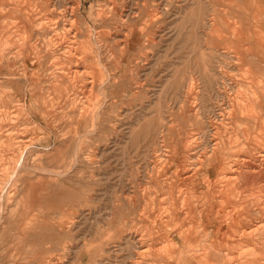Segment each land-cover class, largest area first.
<instances>
[{"label":"bare ground","instance_id":"bare-ground-1","mask_svg":"<svg viewBox=\"0 0 264 264\" xmlns=\"http://www.w3.org/2000/svg\"><path fill=\"white\" fill-rule=\"evenodd\" d=\"M109 1L112 7L107 10L104 5L90 4L91 24L82 13L83 0H0V248H11L13 237L30 239L32 260L26 264H64L62 259L70 253L71 246L64 240L74 231L63 216L77 213L85 198L77 190L79 184L64 188V183L75 177L67 174V168L91 160L99 120L104 115L107 121L111 119L107 113L110 110L106 111L112 108L106 91L121 87L115 80L111 82L113 71L119 68L112 70L104 64L110 54L103 41L108 43L116 37L106 30L100 32L97 21L102 27H113L115 22V29L120 22L127 26L122 45L128 51L140 48L144 41L153 42L145 37L143 25L148 18L151 25L160 21L162 15L149 10L144 0L128 9L123 7L129 0ZM227 1L231 8L234 1L241 2L242 10L233 14L209 9L207 0L180 1L185 7L180 11L183 27L175 32L179 35L186 31L185 43L209 40L206 46L195 41L200 51L195 74L186 76L184 68L175 69L173 91L180 105L189 104V96H194L197 88L205 97L207 93L214 98L216 104H206L204 99L199 108L200 102L193 100L196 104L191 106L195 108L171 107L167 116L164 111H156L138 129L137 133L143 132L159 148L171 138L176 137V142L146 166L156 186L153 190H157L151 193L148 188L141 189L146 196L130 204L128 220L108 217L109 227L115 230L109 242L123 243L114 247L109 255L113 254V259L108 258L105 264H264V0ZM108 12L114 16L108 18ZM214 39L231 45L233 54L209 45ZM27 46L29 61L25 60L24 69L20 65V77L14 72L15 61L20 53L27 52ZM52 60L50 68L43 67ZM62 60L73 67H63L66 61ZM228 60L242 66L240 73L233 76L224 71ZM54 65L60 66V71L53 76L51 88H46L43 83L48 81L40 80V68L49 72ZM82 77L90 79L84 82L82 93L87 101H80L77 93L65 87ZM49 89L69 108H54L55 99H47L52 96ZM114 94L112 91L110 97L115 98ZM186 116L191 128L187 131L184 126L183 131L173 132V118L177 124H186ZM66 117L69 120L65 121ZM43 135L45 145L40 149L38 142ZM85 137L87 146L82 144ZM54 141L57 145L52 148ZM51 149L55 160L64 163L56 165L55 170L37 166L36 161ZM44 204H49L45 212L37 209ZM85 245L76 258L78 264H103L100 258L104 255H99L103 250L91 245L87 249ZM10 264H24L23 258L12 259Z\"/></svg>","mask_w":264,"mask_h":264},{"label":"rangeland","instance_id":"rangeland-1","mask_svg":"<svg viewBox=\"0 0 264 264\" xmlns=\"http://www.w3.org/2000/svg\"><path fill=\"white\" fill-rule=\"evenodd\" d=\"M96 1H98V2H96ZM96 1L95 0H83V2H82V0H81V2H82V13L84 16L87 17V19L89 20V22L91 24H93V20L91 19L90 6L93 3H94V6H96V5L103 6L104 5L103 7L106 10L110 9L109 6L112 7L111 1H109V0H96ZM180 1H182V0H171V1L170 0H155V1L154 0H144V2L148 4V7L150 6L149 10L154 9V10H157V13L162 14L160 21L151 25L149 22V18H148V23H146V25L147 24L148 25L147 26L143 25L144 26L143 28L145 29V37L148 39H150V38L153 39V42H155L156 44H154L153 42L144 41V44L140 48L134 47L128 51L122 45V43L124 42V39H123L124 38V32H125L124 29L127 28V26H124L120 22V23H118L117 29H115L114 28L116 26V22H115L113 27L112 26L102 27V26H100L102 23L99 24L100 22L97 21L99 31L100 30H106V31L111 32V34L115 33L114 35L112 34V36L116 37L114 40H107L108 43L106 41H103V46L107 50H109V54H110V58L108 56H107V59H106V57L104 58L105 59L104 64L106 66L109 65L108 66L109 68L113 67L112 70H114L117 67L119 68V70L116 69L115 71H113L115 78L112 79L111 82H113L115 80L117 84H121V87H117V88L109 87L108 90L106 91L107 96H109L108 104H111V106H112V108H107L106 111L110 110L107 113L111 114L110 115L111 119H110V121H107L106 119L108 116L104 115L103 119L101 118V120H99V128L97 130V133L94 136V141H92V148H93L92 155L93 156L91 155L92 156V157H90L91 160L85 159L84 161L76 162L75 165H77V166L70 168V170H69V168H67V174L69 176H75V177H72V180H67L64 183V188L72 189V188H74L73 186H78V184H79V188L77 187V190L81 191V194H82L83 198H85V199H83L84 200L83 206L80 207V210L77 213L72 214L70 212H66L63 216L64 220L66 219L65 222H67V223L69 222L68 225L69 224L72 225V230L74 231L73 234L67 235V238H66L67 240H64L66 245L71 246L70 247V249H71L70 253H68L69 255L68 254L65 255L66 257L62 259L63 261L61 260L64 264H78L76 258L78 257L80 251L85 250V247H86L85 244H88L87 249H89V245H91L93 249L97 248V249L103 250V251L99 252V255H104L103 257L100 258L103 261V264H105V262L108 261V258H110L112 260L114 255L112 254L111 256H109L111 254V251H113V249L116 245L121 244L123 242L117 241L118 243H116V242H113L112 240L109 242V239H113L112 237L115 236V230H113L112 227H109V220L114 218V217L115 218H123L122 219L123 221L128 220L129 213L131 212L133 204L142 201L144 199V197L146 196V195L142 194V192H143L142 190H144L142 188H148V192H151V193L156 189V188H154V190H153V187H156V186L153 183H151L150 174H148L149 173L148 170L146 171V166H147V164H149L148 163L149 161H150V163H151V161H154L155 160L154 158H157L156 156H158V154L160 155L161 153H164V151L165 152L168 151V149H170L169 147H173V144L176 142V140H175L176 137L174 140H173V138H171L167 144L161 145V146H163V147H160L162 149H160L158 146H154L153 144H151V141L144 136L143 132L137 133L138 129L141 128V125L144 124L145 120L149 119L151 116L154 117V112L156 113V111H160V110L164 111L165 115L167 116L166 112L172 111L171 107L172 108H195L194 106L192 107L191 105L192 104L195 105L196 104L195 102H197V103L200 102L197 105H199V108H202L203 107L202 102H204V99L206 101V104L207 103L209 104V101L211 102L210 105L216 104V100L214 98H212V97L210 98V95H207V93H206V97H205L203 91L197 88V90L195 92H197L199 90L200 93L198 94V92H199L198 91L197 93H194V96L193 95L189 96V104H187V105L181 104L180 105L178 103L177 96L175 95V93L173 91L171 82H173V79H174L173 74L175 72V69L184 68V70L186 71L185 72L186 76L189 73L195 74L194 71H197L196 64L200 59V58H197L200 56V51L196 48V45H198V44L200 45V43H202V45L206 46V43L209 40V39L205 40L207 42H205L204 40H203V42H200V40H198V39H196L198 41L193 39L194 41L191 40V41L185 43L186 31L183 30V33L179 34V35L177 32H175V29L177 27L178 28L183 27V25H181L179 23V22H181L180 16L183 15L180 11L181 10L184 11L185 7H182V4L180 3ZM207 1H209L208 8L212 9V10L213 9H215V10H226V11H229V12L234 14L237 11H241L242 10L241 8H243V4L241 2H239V1L236 2L234 0L233 1L235 3L233 2V4H234L233 8L230 7V2H228L227 0H207ZM107 2L109 3L108 6L105 5V3H107ZM141 2H143V0H134V1L129 0V1L125 2V6L123 8L126 9V7H127V9H128L130 6L136 7V6H138L136 4H140ZM154 2H156V4ZM159 3H163V4H159ZM218 3H220L221 5H218ZM165 5H167V6H165ZM163 8H166L165 11H162ZM164 12H166V14H163ZM210 12H212V11H210ZM175 13H177V15ZM107 14H108L107 15L108 18H111L112 16H114V14H112L111 12H108ZM172 16H173V18H172ZM225 19L226 18H223V20H225ZM169 22H170V24H169ZM177 23H179V24H177ZM156 25H157V27H156ZM121 28H122V30H121ZM118 29H120V30H118ZM225 29H226V26H225ZM116 30H117V32H116ZM165 31H167V32H165ZM162 33H163V35H162ZM220 35L221 34L219 33L218 36H220ZM172 37H174V38H172ZM206 37H208V36H206ZM155 38H156V40L154 41ZM115 41H117V42H115ZM195 41L198 42V44ZM114 42L116 45H114ZM183 43H185V45ZM209 45H211L214 48L216 47V49L218 48L220 51L227 50L226 53H228L229 55H232L234 52L233 51L234 49L231 48V45H228L226 42H221V41H218L216 39H214L213 41H210ZM62 46L64 47V45H62ZM62 46H57L56 48L62 50L63 49ZM179 46H180V48H179ZM192 47H194V48H192ZM28 48H29V46L24 48V49H27V52L25 51L27 54L25 52L20 53V57L18 56L19 58L17 57V59L15 61L16 65H15L14 72L16 74H18L20 77H22L21 76L22 72H23L22 68L24 69L23 64H27L26 61L27 62L29 61V59L27 58L29 55ZM134 52H136V53H134ZM25 55H27V56H25ZM123 55H124V57H123ZM149 56H150V58H148ZM129 57H130V59H129ZM118 59L123 60V61L119 62ZM188 60H189V62L187 63ZM62 61L63 62L66 61V62H64V64L62 63L63 67H66V66H67L66 68H72L73 67V65H69V62L67 60H62ZM51 62H45L43 67L44 68H50L53 65V60ZM141 62H142V64H141ZM21 64L23 65V67ZM20 65L22 68L20 67ZM44 68H43V70L40 68L39 78L42 82L48 81L46 83H43V86H45L46 88H49V87L51 88V86L53 84V82H51V80L54 81L53 76L59 73L58 71H60V70H58V69H60L61 67L60 66L58 67V65H54L52 67V71H49V72H44ZM224 68H226L227 70H225ZM224 68H223L224 71H227L228 73L232 74L233 76H234V74L237 75L238 73H240V69H243L240 64L236 66L234 64V62L231 63L229 60L226 61ZM27 71H28L27 72L28 74L31 73L30 68ZM53 71L56 73H54ZM46 73H49V75ZM42 76H44V77H42ZM49 78H51V79H49ZM85 81L88 83L90 81V79H87L86 77H82L81 79H79V81L77 80L75 82V84H74L75 86L71 85L69 87L68 86H65V87H67L68 91H71V93H73V91H74V93H77L78 99L80 101H85L86 97L82 94L83 91H85V89H83ZM144 83H145V85H144ZM76 85L78 87L77 89H76ZM88 86H89V84H88ZM53 91L54 90L49 89V92L52 94V96L47 97V99H50V98L55 99V102L57 104H52V106L54 108H69L66 106L65 103L62 102L63 99H57L56 95H53L54 94ZM94 91H95L94 94H96L97 90L94 89ZM112 91H114L116 93V94H114V95H116L115 98L110 97V93ZM97 93H98V91H97ZM96 95H98V94H96ZM45 96H47V95H45ZM102 97L103 96L100 95L101 99H103ZM158 97H159V99H158ZM195 97H197V98H195ZM59 100L60 101L62 100V101L59 102ZM158 100H160V101L158 102ZM193 100L195 102H193ZM191 101H192V103H191ZM59 103H60V105H59ZM127 111H128V113H127ZM174 112H176V111L174 110ZM176 117H177V115H176ZM174 119H175V121H174V123H172L173 132L177 133V131H179L178 129L183 131L184 126H185V130H187V131L189 128H191V127H189L190 120H189L188 116L185 117V120H187L186 124L180 123L179 121L177 124L176 118H173V120ZM64 120L67 121V120H69V118L67 119V117H66ZM177 125H180V126H177ZM193 127H194V125H193ZM47 135L48 134L46 132V137H47ZM43 136H44L43 139L38 142V148H40V149L42 148L43 144L45 145V140H44L45 135H43ZM126 136H128V137H126ZM87 141H88V138H86V137L83 138V141H82L83 146H87ZM56 145L57 144L54 141L52 143V146H53L52 148H54V146H56ZM167 146H169V147H167ZM59 148L63 149L62 146H60ZM97 150H98V152H97ZM52 151L53 150L51 149L48 151L49 153L47 152V155L50 158L45 154V152H44V155H42L43 153H41L40 154V155H42L41 160L36 161L38 163V165H37V163H36V165L41 167V168L44 167V168H50L51 170H55L56 167H58L59 165L64 163L62 160L56 161L55 158L53 157L55 154V151H53V152ZM155 153H157V154H155ZM152 154H154V155H152ZM180 155L182 156L183 154H180ZM45 156H47V157H45ZM144 157H146V158H144ZM97 158H99V160ZM150 159H152V160H150ZM49 161H51L52 163ZM110 161H111V163H110ZM136 163H137V165H135ZM56 165H58V166H56ZM119 166H122V167H119ZM75 168L77 169V171ZM139 168H140V170H139ZM65 169L66 168H63L61 171H64ZM169 171H171V169ZM40 172H41V170H40ZM137 172L140 173L141 175L138 174ZM143 175H144V177H143ZM69 176L67 178H69ZM138 176H140V177H138ZM139 178H142L141 182H140ZM111 181H113V182H111ZM139 182H140V184H139ZM138 184L141 187H139ZM176 185L181 190L180 185H178V184H176ZM181 185H184V184H181ZM139 188H140V190H139ZM183 188H185V186H183ZM133 193H135V194H133ZM92 195L94 198L92 197ZM129 195H131L132 197ZM133 195H135V197ZM87 197L91 198V200L87 201V199H86ZM126 197H127V199H126ZM136 197H137V201H136ZM130 204H132V206ZM48 205L49 204H44L41 206V208L38 207L37 209L45 212L49 207ZM111 208L113 210L114 209L115 210L113 211ZM110 211H111V213H110ZM110 216H111V218L109 219L108 217H110ZM146 219H148L147 216H146ZM86 233H88V234H86ZM11 239L13 240V242L15 241V244L12 243L11 248L8 249L7 246L0 248V251H1L0 252V264L1 263L2 264H7V263L10 264L11 260L12 259L15 260L16 258L18 260L23 258L24 264H26V261L30 262L32 260V255H30L31 248H32L30 239H26L25 237H21L18 240L15 239L14 237ZM68 242H70V243H68ZM69 244H71V245H69ZM28 247H29V250H28ZM11 252L14 253V255ZM107 252H110V253L105 254ZM57 254L58 253H56L55 255H57ZM122 255H125V254H122Z\"/></svg>","mask_w":264,"mask_h":264}]
</instances>
